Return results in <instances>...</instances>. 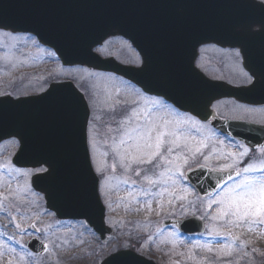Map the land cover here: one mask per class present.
Instances as JSON below:
<instances>
[{"label":"snow or ice","instance_id":"snow-or-ice-1","mask_svg":"<svg viewBox=\"0 0 264 264\" xmlns=\"http://www.w3.org/2000/svg\"><path fill=\"white\" fill-rule=\"evenodd\" d=\"M228 5L233 9L241 10L242 22L235 29L230 28L227 35L219 34L218 25H207L205 23H192L187 37L194 41V45H199V52L203 53L209 49H215L217 45L228 43L231 45L227 49V54L232 62L234 75L226 82L234 85L245 93H260L264 96V0H227ZM245 10H256L262 19L258 29H253L250 24L243 22ZM230 24V20L228 21ZM214 31L216 35L207 34ZM0 35L11 36L8 25L0 20ZM35 43V41H34ZM95 48L89 46L87 54L99 58L101 56L115 57L114 53H107L108 41L101 44L93 41ZM121 45L129 52H135L133 43L122 40ZM221 51H224L221 49ZM55 55V53H49ZM194 67L199 69L202 75L197 77V82L187 95V103L191 105L186 110H181L184 105L175 101L169 102V98L163 95H149L152 91L148 85L136 80L135 77L124 81L123 77L117 78L114 74L88 73V79H95L97 82L123 84L125 89L131 91L137 99L135 101H124L119 98L123 89L116 86V97H113L109 90L101 95L94 87H85L83 84H76L62 100L63 120L66 130L76 140L78 138L81 157L79 161L80 171L92 178V188L89 192L84 190L79 194L78 206L81 215L85 216L83 226L87 229L89 223L87 213L99 209L104 215L110 209L112 200L109 195L111 191H119L121 186L130 189L128 194L129 203L144 204L149 212L157 213L165 207L171 208L173 212L179 208L184 217H187L189 209H193L191 215L195 216V204L203 202L204 198L196 195L195 200L189 197L196 189L204 190L205 175L218 173L214 186L209 185L211 190L205 192L206 207L204 215L200 220L206 218L212 224H205V231L199 235L211 237L212 239L201 241L193 240L192 247L188 249L186 259L196 260L193 249H206L212 251V243L217 237L223 238L220 252L224 256H231L235 250L237 241H240V248H243L244 241L240 237L233 235L232 231H225L224 227H240L248 225L264 226V145L257 146L261 154L260 159H255L246 166L240 167V163L249 156L250 147L244 142L236 140L231 133L220 134L225 139H219L217 132L213 130L211 121L207 118H199L200 114L197 106L203 94L219 85L212 83V80L223 79V77H207L203 70V65L199 56L193 58ZM0 60L10 62L11 52H6L0 56ZM121 63L130 65L123 69L125 73H151L158 71L153 68L150 58L147 55L141 56L136 53L131 59L123 60ZM162 70V69H161ZM83 77L81 80L83 81ZM41 91H47L42 89ZM0 96L5 97L0 100V129H3L9 121L6 114V106L19 105L23 102L19 96L12 97L11 92H0ZM213 97H208L204 106L211 105L214 110L217 104L213 103ZM83 102L86 114L82 119H77V109ZM131 109V111H129ZM234 111L248 112L251 109L244 104L236 102ZM101 113L107 116V123L115 125L109 127L108 132L114 133L110 142L105 141L106 150L102 153L103 160L98 158V124L101 121ZM213 118L215 112L213 111ZM235 119H243L236 116ZM202 119L207 122H202ZM78 133V136H77ZM0 135H7L14 138L19 136L15 132H0ZM23 137L19 136L15 142L23 150ZM225 140L230 145L241 149L234 151H217L215 146L205 155V150L210 145L219 144L221 148ZM216 157L230 161L221 164L219 167H210L209 161ZM202 157L204 163H197ZM111 158V170L115 172L117 168H122L125 172L132 173L140 178L137 183L128 179L120 180L115 176L106 173L109 170L108 159ZM37 163L45 165L34 170L24 171V175H52L53 165L48 159L38 160ZM195 163L196 167L190 166ZM186 168V170H184ZM0 184L7 175L8 179L13 178V173L19 174L21 169L10 165H0ZM202 170H206L202 171ZM115 181V184H113ZM167 196L165 202L164 197ZM214 197V198H213ZM0 193V210H3V200L6 199ZM156 203L157 207H152ZM216 206L214 214L209 215V209ZM15 222V217L12 218ZM215 222H222L224 227L217 226ZM17 229L24 231L20 224L15 225ZM33 229L35 225L31 226ZM180 218H177L172 225L173 231L168 232L162 242L176 245L183 243L179 234ZM160 232L159 229L156 230ZM9 240L13 237L8 236ZM139 237L117 245L105 264H140V248H137ZM149 241L153 236L148 237ZM66 244L67 241L65 240ZM45 250L47 246L43 245ZM143 247V245H141ZM14 252L15 249H9ZM255 251V250H254ZM3 246L0 245V254ZM183 255V253H181ZM243 255L247 256L245 252ZM22 259V258H21ZM205 258L196 261V264H204ZM11 264V261H9ZM175 264H179L176 261ZM224 264H232L231 260H225Z\"/></svg>","mask_w":264,"mask_h":264},{"label":"water","instance_id":"water-1","mask_svg":"<svg viewBox=\"0 0 264 264\" xmlns=\"http://www.w3.org/2000/svg\"><path fill=\"white\" fill-rule=\"evenodd\" d=\"M261 19L258 11L245 10L243 22L253 29L259 28ZM0 20L12 32L35 34L41 43L54 49L64 65L80 64L90 69L114 71L129 79L135 77L152 88L150 93L166 96L170 102L184 105L181 110H186L191 107L187 95L200 76L193 59L199 45H194V41L186 36L191 24L218 25L219 34L227 35L230 28L239 26L242 16L241 10L231 8L227 0H0ZM137 25L147 30L142 36L143 42L140 36L136 38L138 49L142 56L150 58L153 68L158 71L125 73L123 69L127 67L112 58L102 60L87 54L89 46H96L93 41L102 43L117 33L127 36L128 31L129 36L130 32L133 35L132 29ZM207 34L217 33L210 30ZM219 45L231 46L228 43ZM211 82L219 86L207 90L201 97L197 106L199 118L206 117L214 128L231 133L251 147L262 145L264 126L226 121L216 115L213 118L211 105L205 108L204 104L208 97H213V101L233 97L245 103L264 104V96L245 93L223 82ZM71 88L70 84L53 85L42 96L6 106L9 121L0 132H12L14 127L15 133L24 138L23 150L20 148L13 159L15 164L34 167L42 165L37 163L38 160L48 159L53 165L52 175L32 177V185L44 194L47 207L59 218L85 219L78 206L79 194L85 189L91 191L92 178L80 171L78 138L74 140L65 128L61 103ZM85 114L86 108L81 102L77 119H82ZM6 137L9 136L0 135V140ZM217 175H205L204 190L198 189L201 194L211 190L209 185L214 186ZM87 219L105 241L110 229L105 226L100 210L88 212ZM167 223L169 221L164 222ZM180 228L187 233L200 232L202 224L189 219L180 221ZM43 245L32 239L28 248L42 253ZM139 259L140 264H152ZM105 260L101 264H105Z\"/></svg>","mask_w":264,"mask_h":264},{"label":"rangeland","instance_id":"rangeland-1","mask_svg":"<svg viewBox=\"0 0 264 264\" xmlns=\"http://www.w3.org/2000/svg\"><path fill=\"white\" fill-rule=\"evenodd\" d=\"M34 39L27 35H0V56L6 52H11L10 62L0 60L6 68H13L11 73L15 74L17 79H14V84L9 82L12 78L11 73L0 71V92H11L15 96H26L41 91L46 88L51 81H57L62 79L76 80L78 84L88 87V72L78 68H64L60 65L55 55H49L52 53L39 46ZM125 49L122 47L121 42L111 41L107 44V53H114L116 56L123 59H131V57L124 55ZM209 54V51H206ZM205 54V55H206ZM218 55V56H217ZM117 56V57H118ZM229 68L223 75V65ZM20 65H17V64ZM209 65L205 66L210 75L216 77L230 78L234 74H231L233 67L232 62L225 51H215L212 53L207 62ZM21 69V73H19ZM101 73V72H100ZM107 74V73H104ZM18 75L20 77L18 78ZM83 77V81L81 80ZM94 86L97 87L98 92L101 95L105 94L106 90H109L113 97H116V86H119L121 93L119 98L124 101H135L137 97L131 94V91L125 89L123 84H119L117 81L115 84L105 83L104 81L97 82ZM92 83V82H91ZM105 88L106 90H104ZM230 101V100H224ZM235 102H227L221 104L219 108L220 114L223 116H242L244 119H251L256 122H264V110L257 111L252 109L248 112L234 111ZM218 105V104H217ZM260 110V109H259ZM131 111V109H129ZM229 113V114H228ZM101 119L103 117V123L100 121L98 124V141L99 144H105V141L110 142L114 133L108 132L109 127H115L107 123V116L100 114ZM100 128H103L100 131ZM101 145H99L100 147ZM226 148L223 151L238 152L241 149L236 148L229 143L225 144ZM232 149V150H231ZM14 145H4L0 147V165H10V158L15 152ZM212 149H206L205 155ZM221 149L218 150V152ZM105 150L99 148L98 158L103 160L102 153ZM261 154L255 153L249 156V160H243L240 163V167L246 166L247 163L252 162L255 159H260ZM245 159V158H244ZM248 161V162H246ZM109 164V170L106 173L109 176H115L120 180L128 179L129 183L132 180H136L140 183V178L135 177L132 173L125 172L122 168H117L115 172L111 170L112 160L107 161ZM230 161L223 158L217 159L215 156L208 162L211 167H219L221 164L228 163ZM197 163H204L203 158L200 157ZM13 166V165H12ZM186 169V168H185ZM184 169V170H185ZM2 171V170H0ZM24 171L21 170L19 174L13 173V178L8 179L7 175L3 178V183L0 184V193H2L6 199L3 200L4 208L0 210V245L3 246V252L0 254V264H99L106 256L113 252V249L125 242L130 241L132 238L139 237V243L136 245L140 248V253H154V250H160L162 253H171L175 250L176 245L178 250L176 255L181 253L188 256V249L192 247L191 242L193 240H209L211 237L196 236L194 239L184 238L183 243L173 245L171 243H165L159 241V235H156L157 229L160 230V223L163 219L184 217L179 208L173 212L168 207L164 208V211L157 213L156 211L149 212L146 210L144 204L129 203L128 194L130 189L121 186L119 191H113L116 194L114 203H111L110 209L106 212V222L115 231L113 237L108 239L107 242L101 243L97 240V236L91 233V230L84 227L79 222H61L56 220L52 212L46 210L44 206L43 197L35 193L30 188L29 175H24ZM115 184V181H114ZM196 193L194 192L189 199L195 200ZM165 202L167 196L164 197ZM152 207H157L156 203H153ZM206 207V199L203 202H197L195 204V216L200 217L204 215V209ZM193 209H189V215ZM216 211L213 207L212 211L208 214H214ZM193 216V215H192ZM15 217V222L12 218ZM212 224L213 222L205 219V224ZM217 226L224 227L222 222H215ZM16 224H20L24 231L16 228ZM144 226H143V225ZM35 225L36 231L31 229V226ZM225 231H232L233 235L240 237V240L244 241L243 248H240V241H237L235 250L231 256H224L219 250L223 244V238L217 237L213 240L212 251L209 252L206 249H193V254L196 260L186 259V263L180 262L179 264H196V261L201 258H205L204 264H224L222 259L231 260L232 264H255L256 262H262L264 260V226L254 225L249 228L248 225L240 227H224ZM161 231V230H160ZM170 232V231H169ZM168 232L166 231L161 235L162 240ZM11 236L13 239L9 240L7 237ZM153 236V240L149 241L148 237ZM32 237H36L39 241L43 242L47 246V250L42 255H31L26 248V241ZM193 238V237H192ZM67 241L65 244L64 241ZM93 240V241H92ZM165 243V244H163ZM169 244L171 250L168 246ZM143 245V247H141ZM164 246L160 248V246ZM15 249L14 252L9 249ZM255 250V251H254ZM245 252L247 256L243 255ZM221 257V258H220ZM22 258V259H21ZM170 264L172 258L167 257Z\"/></svg>","mask_w":264,"mask_h":264}]
</instances>
